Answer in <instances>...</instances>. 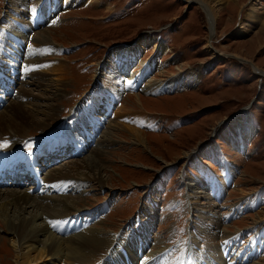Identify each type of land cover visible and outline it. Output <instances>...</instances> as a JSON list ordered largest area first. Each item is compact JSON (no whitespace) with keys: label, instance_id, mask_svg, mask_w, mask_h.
<instances>
[{"label":"rangeland","instance_id":"1","mask_svg":"<svg viewBox=\"0 0 264 264\" xmlns=\"http://www.w3.org/2000/svg\"><path fill=\"white\" fill-rule=\"evenodd\" d=\"M41 1L0 0V49L4 46L0 89H11L5 95L1 91L2 96L17 95L23 87L21 91L29 90L30 95L21 98L22 103L42 109L54 101L58 113L52 114L57 117L48 120L46 130L42 123L30 127L19 148L28 151V145L34 147L40 137L86 136L90 143L76 137L72 141L76 146L70 142L69 150L76 148V157L81 158L97 147L100 176L105 180L99 185L95 179H84L80 192L87 209L103 206L97 213L102 217L99 223L110 229V236H125L134 244L133 234L150 224L143 236L146 244L138 253L156 251L163 241L167 248L159 252V261L147 260L149 264H162L163 255L170 259L168 264H212L203 253L215 244L220 264H232V253L221 256L224 228L236 229L240 243L235 247H243L258 234L263 251L247 252L242 263L258 264L264 256V72H260L264 70V0H202L216 3L214 17L200 0H48L58 4L42 14V22H29ZM42 28L52 35L49 43L38 42L36 34ZM12 43L17 44L15 52L19 46L22 52L17 62L8 57ZM125 45L136 48L128 52L132 58L128 69L121 73L120 83L105 82ZM39 53L43 59L34 65L29 57ZM5 65L14 70L9 77L15 80L12 85L1 73L9 74ZM130 75L133 85L122 87L121 80ZM146 78L157 83L153 89H142ZM114 85L115 89L107 88ZM157 85H162L161 90ZM9 98L11 102L15 97ZM41 117L38 113L40 121ZM129 126L140 131V138ZM11 141L7 134L0 135V146ZM69 158L68 152L43 163L39 177ZM199 162L211 173L202 174ZM16 178L10 176L8 184ZM20 179L19 187L29 186ZM198 188L207 196L199 197L198 205L203 200L215 202L219 223L211 228L219 234L213 239L202 228L211 225L210 211L195 209L190 196ZM137 240L138 245L141 240ZM257 245L255 241L250 247L254 250ZM17 250L10 236L0 231V264H16ZM119 250L123 258L122 247Z\"/></svg>","mask_w":264,"mask_h":264},{"label":"bare ground","instance_id":"2","mask_svg":"<svg viewBox=\"0 0 264 264\" xmlns=\"http://www.w3.org/2000/svg\"><path fill=\"white\" fill-rule=\"evenodd\" d=\"M10 1L12 3L13 0ZM38 1L39 0H36V2ZM93 1H100V0H93ZM220 1L222 0H215L216 3ZM41 2L43 3L41 4L40 10L38 12L35 11L34 15H31L33 16V18L31 17L32 19L28 20L29 22H34L36 24L38 22H42L43 21L42 14L48 13L52 8L56 7V5L58 4L54 1L48 4L47 3L48 0H42ZM209 3H204L202 1V4H205V6L203 5V8L205 12H207V14L211 15V17H214L216 13V9H215L216 3H212L211 1H209ZM37 13H41L40 14L41 17H39L38 21L36 18ZM245 14H247L246 11ZM249 17L251 19H256V16L253 13H249ZM244 26L245 25L241 26L239 31L243 32ZM19 27L21 28V26ZM48 30L49 29L47 28H42V30L39 29L37 31L36 36H38V42H40L41 44L50 42L49 38L52 37V35L46 34L47 32H49ZM15 34L18 35V33ZM20 35L22 34L20 33ZM16 45L17 44H15L13 51H11V53L8 52L7 50L9 56L8 55L4 56L6 57V59L8 57L9 58L11 57L12 60H14V62H17L19 60V57L22 55V52L20 46H19V52H15V49H17ZM3 48L4 46H2V49ZM2 49H0V52H2L1 51ZM135 49L134 47H129L128 49L126 45L121 48L120 51L121 55L116 56L115 60H113L112 67H110V70L107 71L109 78L105 82L109 83L108 81H112L116 84L120 83L119 80H120V75H122L121 73L126 72L129 66V62H131L132 60V58L128 55V52ZM153 51L163 52V50L160 48H154ZM133 53L134 52H131V54ZM139 57H141V55ZM29 58H30L29 60H32L31 62L34 65H36L37 63L40 62L42 56L39 53L37 57L34 58L31 56ZM4 69H6V71H8L9 74H5L3 70H1V73L4 74L5 76H8V79H10L11 81L9 85H12L15 82V80L9 77H11L10 73H13L14 70L9 69L8 66L6 67V65L4 66ZM258 69L259 68H257V70ZM144 70L147 71L146 68H144ZM260 70H261L260 72H264V70L262 69ZM142 73L143 71L140 72V75ZM133 76L134 75H130V77L125 78L127 81L123 79L124 80L123 82L121 80V86L128 87L129 85L130 86L133 85L135 81ZM147 81L148 83H145L142 89L151 90L153 89V85L157 84L156 82L153 83V81L151 80H147ZM34 84L38 85V82L36 81ZM157 86L161 90L162 85H157ZM109 87L114 89L116 88L115 85L107 86V88ZM21 89H20V93L16 92L17 95H15V93L14 94L11 93L10 95H6V96H2V92H4V90L0 89V91H2L0 92V97L1 99L2 97L4 99L3 103L2 101H0V104L2 105L0 108V135L3 134L6 136L7 134L12 140L11 141L12 143L6 147L7 150L5 151L0 150L3 152V154L6 155H8V152L9 153L13 152L18 148V144L22 142L21 140L23 139L24 136H27V131L29 130L30 127L34 126L35 124L37 125L39 123H42L41 127L44 130H46L48 128L49 123L54 121L57 117L56 115V117L54 116L55 118H53L52 114H58L56 111L57 106L53 103L54 101H52L47 105H44L45 108L42 109L37 108L36 105L33 104L32 102L28 104L30 106L26 105L27 103L26 104L22 103L20 99L27 97V95L30 94L27 93L29 92V90L26 93H24L23 91H21ZM9 90L11 89H8L7 87L3 95L8 94ZM93 93H95V91H93ZM56 95H59V93H57ZM9 97H15V98L10 102ZM51 97L54 98L53 100H55L56 96L54 97L51 96ZM94 99H96L95 96ZM94 102L96 104V101ZM140 103L142 104V101H140ZM25 106H27L28 108L26 109ZM107 109L110 110L109 107H107ZM38 113L44 116L41 117V121L40 119L37 118ZM115 113L113 114L115 115ZM75 114L76 112L74 111L72 115ZM81 115L83 116L84 112L83 113L81 112ZM48 120H50L49 123ZM64 121L65 120H63V122ZM78 124L80 123L78 122ZM130 129L134 132H137L136 136L137 138H140V134H139L140 131L138 132L137 130H134L131 127ZM83 134H85L84 131ZM64 135L65 136L60 137L58 140H53V139H57L55 137H50L46 139L40 137L39 141L37 139V143L38 142L39 143L34 146L33 158L37 162L38 167L44 165L43 163L46 162L49 163L53 159L62 156L63 153L69 152L71 159L69 158L70 160L64 162V164L62 165L52 166L50 169L46 171L47 173H45V175H42L43 179H41L40 176L39 178L42 180V182L38 188H35V191L33 189L32 193H30L31 191L29 192L31 186L35 187V182L33 179H31L32 185L28 184L29 186L24 188L19 187L23 184V181L22 179H20V177H22L23 179H30V178L28 177V174H24L22 176L18 174L16 171H14V169H8V170L14 171L12 177H19V178H16L14 181H12V184H8L9 183L8 179L6 183L1 184V185H6L7 188H5L4 190H0V231H2L3 234L10 236V239L15 244L16 248L18 247V250L15 253L14 262L16 264H59V262H62L63 264H123L122 262H124L125 264H136L134 263V260L137 259V261L140 260V263L137 264H146L147 260H151V259H153L154 263L157 260L159 261V259H161L159 252L167 248L165 247L166 246V244L164 243L165 241L162 242L161 246L156 248V251L154 250L153 252L150 253L149 252L144 253L145 255L142 253L141 254L138 253L139 251L138 249L143 248L144 245L146 244V241L143 239V236L144 237L146 236V231L150 227V224L148 223L144 224L141 229L138 228L139 230L136 231L137 233L135 232L133 234L132 239L135 238V244H134L131 241L129 242L128 241L129 239L127 238L125 240V236H120V237L118 236L117 238L114 236H110L109 235L110 233H108L110 229L107 226H103L101 225V223H99L102 217H99L97 213L100 212L103 206L100 209L99 208L96 209V207H94L95 209L94 208H93L94 210L91 209L92 211L91 210L89 211L87 209V206L85 204L86 200L84 198L83 193L80 192L81 189L80 187L83 183H85L84 179L86 180L95 179L97 180L99 185H105L104 183L105 180L100 176V166L98 164V160L96 157L98 156V153L101 151L97 150L98 149L97 147H94L89 151V154L86 155L85 157L84 156H82L81 158L76 157L74 150L70 152L69 149H71V145L73 143L72 141L78 136L76 135L75 137H73L72 133L71 134L65 133ZM32 139H36V138H32ZM76 139H80L81 142L85 145L90 143L89 139H87L86 136L84 137L82 136L80 138L78 137ZM86 139L87 142H84ZM3 154L0 153V157H3ZM17 162H19V160ZM198 169L201 170L202 174L204 175H205V171L209 174L211 173L209 168L205 167L200 162L198 164ZM51 178L57 180L52 181ZM24 184H26V182ZM203 192H205L204 189L198 188L197 190H195V193L191 192L190 196L192 197V202L195 204V209H199L200 211L203 209L204 210L207 209V211L208 210L210 211L209 220L211 221V225L210 227L202 226V228L203 229L206 228L205 230H203V233L207 234V236L209 235L213 239L219 234L218 233L216 235L217 231H213L211 228L212 225L215 224L216 226H218L219 223L217 219L218 218V214L216 211L217 209L214 208L215 202H211L210 200H203L202 203L198 205L199 197H207L206 194ZM204 203H205V207L207 206L208 208L203 207ZM233 207L231 211H233V209H235L237 206H235V208ZM85 214H88V217ZM73 218L75 220L74 222L72 221L66 222L67 219L72 220ZM235 231L236 229L230 230L229 228H224L221 230L222 236H220L221 237L220 242L221 245L223 246L221 251L222 253L221 256L224 253H232L233 257L232 259L230 258L231 260L230 263L242 264L244 261L245 254L247 252L253 253L254 251L257 252L263 251L262 249L259 250L263 240L261 239V241H258L259 240L257 239L258 234H255V237L252 239V241L247 242L243 247L240 245L235 247L234 244H238L239 242L237 240L239 239L238 233ZM135 234H137L136 235L137 237L135 236ZM137 239L141 240V243H139L138 245H137L138 242ZM158 240H162V239L158 238L157 241ZM191 240H194V236H191ZM210 240L209 242L213 244ZM255 241L256 243H259V245H257L256 248L253 250V248L250 247V244H255ZM15 242L17 243V245ZM113 243L115 244L113 245ZM118 243H120V247ZM196 245L198 246V243H196ZM246 246L248 247L246 248ZM121 247L125 254L122 255L123 258L122 257L119 258V254H120L119 249ZM126 248H127V252L125 251ZM236 249L237 251H235ZM242 251L244 252L243 255L241 256L240 254ZM157 252L158 254L156 255ZM102 253L105 254V256H100ZM235 253L237 254L234 255ZM106 254L108 256H106ZM134 254L135 256H133ZM137 254H139L138 257ZM199 255L200 254L197 255L198 260L199 259L203 260V258H199ZM203 255H205L206 257L205 259L209 258V260H212L213 261L212 264H220L221 262V257L218 252V245L216 247V244L215 247L210 246V250L203 253ZM96 259H99V261L95 263H91L92 260H96ZM162 260H163L162 264H168L170 261V259L165 258L164 255L162 257ZM1 262L2 260L0 261V263ZM148 262L150 263V261ZM256 263L264 264V256L261 255L260 260H257Z\"/></svg>","mask_w":264,"mask_h":264},{"label":"water","instance_id":"3","mask_svg":"<svg viewBox=\"0 0 264 264\" xmlns=\"http://www.w3.org/2000/svg\"><path fill=\"white\" fill-rule=\"evenodd\" d=\"M249 106V104L248 105H246V107L243 109V110H246V108Z\"/></svg>","mask_w":264,"mask_h":264},{"label":"snow or ice","instance_id":"4","mask_svg":"<svg viewBox=\"0 0 264 264\" xmlns=\"http://www.w3.org/2000/svg\"><path fill=\"white\" fill-rule=\"evenodd\" d=\"M28 147H29V150L31 149V145H28Z\"/></svg>","mask_w":264,"mask_h":264}]
</instances>
